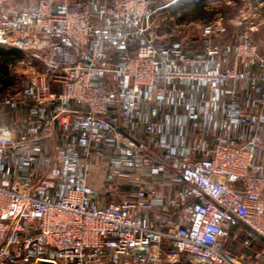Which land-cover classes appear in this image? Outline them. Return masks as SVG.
<instances>
[{
	"label": "built area",
	"instance_id": "2783aa9c",
	"mask_svg": "<svg viewBox=\"0 0 264 264\" xmlns=\"http://www.w3.org/2000/svg\"><path fill=\"white\" fill-rule=\"evenodd\" d=\"M175 1L0 0V45L24 55L9 66L3 103L28 109L16 126H0V264H174L182 255L264 264L240 223L264 237L258 29L246 18L227 36L220 15L190 38L163 16ZM160 108L186 111L203 130L184 153L141 122ZM52 137L53 157L42 147ZM111 142L127 157L136 147L138 168L162 153L156 172H175L174 193L111 187L110 204L93 202L92 152ZM20 168L26 177L6 176Z\"/></svg>",
	"mask_w": 264,
	"mask_h": 264
},
{
	"label": "rangeland",
	"instance_id": "374dc122",
	"mask_svg": "<svg viewBox=\"0 0 264 264\" xmlns=\"http://www.w3.org/2000/svg\"><path fill=\"white\" fill-rule=\"evenodd\" d=\"M241 4L231 3L228 0H212L210 3L211 8L226 10V7H229V13L226 15L227 20L225 21L226 26H228L229 35L234 33L236 27L235 20L240 16L241 12L245 13L247 19L252 20L253 24L257 27V31L254 33L256 41L261 46L262 53L264 55V4L254 3V0H241ZM181 0L175 1L166 11L163 13L164 17H167L166 23L170 24L171 22L176 21L180 18L186 10H179L178 4ZM256 4V5H255ZM215 13L213 20L214 21L218 16H223L222 14ZM250 15V17H249ZM224 17V16H223ZM246 20V19H245ZM205 21L197 22H183L180 25V31L183 35H187L190 38L198 37L200 33V28ZM233 22V23H232ZM250 23V22H249ZM14 120L15 117L12 116ZM12 118L7 114H0V123L2 125L10 126L12 125ZM52 141L47 142L45 151L50 156H55L57 154V149L59 148L55 138L51 139ZM120 147L123 148V145H118L116 142L106 143L98 151L93 150L92 163H93V172L92 174H97L99 180L106 185L112 187H118L123 195L133 193V190L137 188V179L140 174L138 172L137 165L142 163V160L135 155L136 147H132L133 154L132 156L122 155ZM91 183V180H90ZM108 188V187H107ZM118 196V195H117ZM117 196L98 193V201L100 205H108L111 203L113 198ZM240 231V230H239ZM254 249L251 252V255L255 258L256 254L263 250L264 245L261 242L254 241ZM236 251L241 250L239 245L234 246ZM192 264V258L188 255H182L174 264ZM20 264V263H17ZM160 264H169L165 261Z\"/></svg>",
	"mask_w": 264,
	"mask_h": 264
},
{
	"label": "crops",
	"instance_id": "0c3cea01",
	"mask_svg": "<svg viewBox=\"0 0 264 264\" xmlns=\"http://www.w3.org/2000/svg\"><path fill=\"white\" fill-rule=\"evenodd\" d=\"M176 23V21H175ZM167 31L170 32V28H167ZM3 100H0V114H7L9 117L14 116L16 120L12 118V125L8 127H14L16 126L15 122H17V119L20 123L21 121H24V119L28 115V109L22 108L21 110H17L13 112L14 110L10 106H6L3 103ZM145 112H152V109L150 107H145L144 108ZM142 123H155L156 125V133L158 134V138H161L163 141L167 142H175L181 147H179L180 153L185 152V148L187 145H192L196 141H198L199 136H202L203 130L199 129V123L195 120H191L187 114L186 111L180 110L176 115H175V109L173 108H160L158 109L156 115H151L147 119L146 118H141ZM18 125V124H17ZM0 126H7V125H2L0 123ZM140 126V125H139ZM131 134L135 138H139L143 132L141 126L136 129V130H130ZM52 138H47L44 139L42 147L45 149L47 142L52 141ZM56 140V138H55ZM57 144L58 141L56 140ZM45 153H47L45 151ZM152 155L154 156V161L150 162L151 166L150 167H145V168H137L138 172H140L138 179H137V188L138 187H143L145 189H161L160 194L162 196H167L170 197L176 188L178 187L177 183V175L175 172L169 168L167 164H165L164 170L160 172H156L158 169V166L162 164L161 161V156L162 153L158 152L157 150L152 151ZM18 159V156L15 155L14 160L16 161ZM19 161V159H18ZM152 165L156 166L155 171L152 170ZM6 176L10 179H14L15 177H20L24 178L27 176V172L20 168L18 170H10L9 173L6 174ZM165 180V183L163 187H161V182ZM108 187V188H107ZM106 185L101 182V180L98 179L97 174H92L91 176V188L93 189V195H92V201L97 202L98 193L102 194H109L112 195L111 193V187L110 185ZM136 188V189H137ZM135 189V190H136ZM133 190V192L135 191ZM132 193V192H131ZM130 194V193H129ZM128 195V194H127ZM99 202V201H98Z\"/></svg>",
	"mask_w": 264,
	"mask_h": 264
},
{
	"label": "trees",
	"instance_id": "16d2710c",
	"mask_svg": "<svg viewBox=\"0 0 264 264\" xmlns=\"http://www.w3.org/2000/svg\"><path fill=\"white\" fill-rule=\"evenodd\" d=\"M231 3L241 4V0H228ZM212 0H181L178 4L179 10H186L184 14L176 20V23L183 22H197L205 21L210 22L213 20L214 14L219 13L224 16V20H227V14L229 13L230 8L226 7V10H218L210 7ZM224 21L225 33L228 36L229 30L227 24ZM24 55L21 51L15 48H9L6 46L0 45V100L5 98L10 87L14 85V80L10 75L9 66L15 61L23 58ZM181 264V263H177Z\"/></svg>",
	"mask_w": 264,
	"mask_h": 264
},
{
	"label": "water",
	"instance_id": "95a60500",
	"mask_svg": "<svg viewBox=\"0 0 264 264\" xmlns=\"http://www.w3.org/2000/svg\"><path fill=\"white\" fill-rule=\"evenodd\" d=\"M245 19H246L245 13L241 12L240 16L235 20V23L243 24L245 22ZM119 132L139 146L138 142L134 138H132L130 135L125 133L122 129H119ZM240 223L248 232H250L254 237H256L259 241H261L264 244L263 236H261L259 233H257L254 229H252L250 226L246 225L245 223L243 222H240ZM37 264H55V263L51 261L42 260V261L37 262Z\"/></svg>",
	"mask_w": 264,
	"mask_h": 264
}]
</instances>
